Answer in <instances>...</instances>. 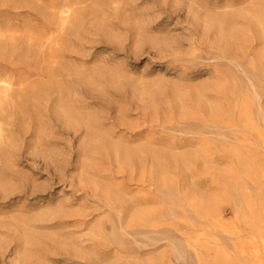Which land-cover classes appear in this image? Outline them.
<instances>
[{"label": "rangeland", "instance_id": "rangeland-1", "mask_svg": "<svg viewBox=\"0 0 264 264\" xmlns=\"http://www.w3.org/2000/svg\"><path fill=\"white\" fill-rule=\"evenodd\" d=\"M0 264H264V0H0Z\"/></svg>", "mask_w": 264, "mask_h": 264}, {"label": "bare ground", "instance_id": "bare-ground-1", "mask_svg": "<svg viewBox=\"0 0 264 264\" xmlns=\"http://www.w3.org/2000/svg\"><path fill=\"white\" fill-rule=\"evenodd\" d=\"M6 4V3H5ZM51 87V86H50Z\"/></svg>", "mask_w": 264, "mask_h": 264}]
</instances>
